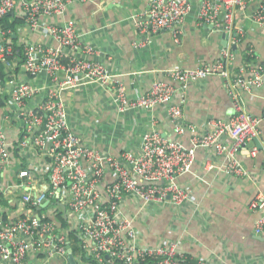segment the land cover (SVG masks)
Instances as JSON below:
<instances>
[{"label": "built area", "instance_id": "obj_1", "mask_svg": "<svg viewBox=\"0 0 264 264\" xmlns=\"http://www.w3.org/2000/svg\"><path fill=\"white\" fill-rule=\"evenodd\" d=\"M90 1L0 0V22L9 13L23 21L16 32L0 23V192L12 194V205L22 208L13 219L0 214V261L27 264L28 257L35 256L70 264V244L77 248L76 253L72 250L77 264L84 262L82 255L93 264H210L192 261L175 240L144 243L135 220L147 207L192 201L191 190L179 177L191 171L199 149L206 152L205 171L255 181L258 175L239 158L247 149L251 158L260 153L264 172V63L250 44L244 50V66L237 69L232 49L245 38L246 30L236 26L241 14L264 26V0H199L196 23L229 34L228 45L214 61L166 69L168 79H154L134 97L121 79L109 74L104 61L87 59L97 51L83 41L74 20H49L63 17L74 3ZM191 1L149 0L147 9L132 18L145 35L134 47L147 45L152 35L164 30L178 40L193 11ZM22 27L53 42L32 39ZM212 75L223 78L232 102L230 115L208 116L199 126L185 121L184 96L173 101L174 92ZM88 84L109 87L116 114L153 110L136 147L101 150L71 123L65 93ZM259 90L263 106L256 115L247 99H254ZM157 108L164 109L176 136L189 134L188 144L162 134L154 116ZM93 129L101 133L90 126L89 136ZM129 200L136 205L134 215L126 211ZM249 208L262 211L253 229L264 235V190H256Z\"/></svg>", "mask_w": 264, "mask_h": 264}, {"label": "crops", "instance_id": "obj_2", "mask_svg": "<svg viewBox=\"0 0 264 264\" xmlns=\"http://www.w3.org/2000/svg\"><path fill=\"white\" fill-rule=\"evenodd\" d=\"M148 2L91 0L74 3L63 17L49 20L59 23L74 20L83 41L92 44L97 51L87 54V59L104 61L109 74L121 79L128 93L134 97L143 93L154 79H168L166 69L178 66L193 68L214 61L223 48L221 33L211 31L208 25L196 23L194 12L199 0L191 1L193 11L183 23V33L178 40L170 31L164 30L152 35L147 45L134 47L135 43L145 39V35L134 26L132 18L146 10ZM236 26L245 29L246 34L233 50L235 67L244 66V50L250 44H253L259 61L264 63V26L259 27L252 22L246 13L237 18ZM30 38L53 42L38 32H32ZM110 96L109 87L96 84L65 93L71 123L85 140L91 139L90 142L101 150L117 152L120 147H136L148 128L153 110L135 109L116 114L110 104ZM182 96L185 99L182 103L185 121L197 126L208 116L225 118L232 111L231 99L223 78L219 76L212 75L190 83L184 92L176 90L173 101L180 102ZM247 106L252 113L260 115L262 91H257L254 99L248 98ZM154 116L158 117L159 129L164 136L189 143L188 133L178 137L172 132L163 108H157ZM90 126L98 127L101 133L93 129L89 136ZM205 155L206 152L199 149L191 171L179 177V182L191 190L192 201L186 200L180 205L163 202L145 208L135 220L140 239L150 244L162 239L178 241L180 249L189 254L192 261L264 264V235L259 238L253 229L262 211L249 208V201L256 190H264L260 153L251 158L247 149H242L239 154L244 166L258 175L255 181L203 170ZM203 178L206 183L201 182ZM13 198L12 194L0 192V214L6 219H13L21 212V207L12 205ZM125 208L128 213L135 214L136 205L131 200L127 201ZM0 264L9 263L0 261ZM27 264H65V260L54 257L43 261L30 256Z\"/></svg>", "mask_w": 264, "mask_h": 264}, {"label": "trees", "instance_id": "obj_3", "mask_svg": "<svg viewBox=\"0 0 264 264\" xmlns=\"http://www.w3.org/2000/svg\"><path fill=\"white\" fill-rule=\"evenodd\" d=\"M22 22L23 21L20 18H17V16H15L14 14L9 13L1 20L0 23H2L6 27L11 28V30L16 32L17 26L20 25ZM0 70H1V67H0ZM0 74H1V71H0ZM2 77H3V75L1 74V78ZM3 104H4V99L0 97V107L3 106ZM60 221H61L62 224H64V218L62 217L61 214H60ZM70 236L71 237L74 236L73 233L70 234ZM72 250H73V252H75V250L77 251V248L76 249L72 248ZM82 258H83V260L88 261L91 264H93L91 259H87L84 255H82ZM142 264H145V263H142Z\"/></svg>", "mask_w": 264, "mask_h": 264}, {"label": "water", "instance_id": "obj_4", "mask_svg": "<svg viewBox=\"0 0 264 264\" xmlns=\"http://www.w3.org/2000/svg\"><path fill=\"white\" fill-rule=\"evenodd\" d=\"M15 37V35H13V38ZM221 38H222V44H223V47H225V46H227L228 45V40H229V34H227V33H225V32H223V33H221ZM236 47H237V45L236 44H233L232 45V49H236ZM255 145L258 147V148H260V145H259V143L257 142V141H255ZM259 238H260V236H258ZM67 257H68V262L70 263V264H76V262H75V259H74V257H73V255H72V249H71V246H70V244H67Z\"/></svg>", "mask_w": 264, "mask_h": 264}, {"label": "rangeland", "instance_id": "obj_5", "mask_svg": "<svg viewBox=\"0 0 264 264\" xmlns=\"http://www.w3.org/2000/svg\"><path fill=\"white\" fill-rule=\"evenodd\" d=\"M22 30H23V33H24L26 36H30V34H29V30H28V29L22 27ZM100 125H101V124H100ZM101 126H102V125H101ZM75 253H76V252H75ZM82 264H88V262H87V261H84Z\"/></svg>", "mask_w": 264, "mask_h": 264}]
</instances>
